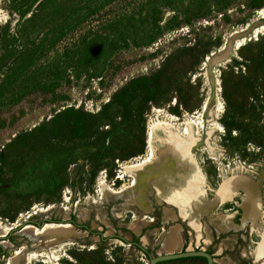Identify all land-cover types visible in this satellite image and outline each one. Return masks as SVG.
Returning <instances> with one entry per match:
<instances>
[{"label": "rangeland", "instance_id": "rangeland-1", "mask_svg": "<svg viewBox=\"0 0 264 264\" xmlns=\"http://www.w3.org/2000/svg\"><path fill=\"white\" fill-rule=\"evenodd\" d=\"M177 225L264 264V0H0V264H149Z\"/></svg>", "mask_w": 264, "mask_h": 264}, {"label": "crops", "instance_id": "crops-1", "mask_svg": "<svg viewBox=\"0 0 264 264\" xmlns=\"http://www.w3.org/2000/svg\"><path fill=\"white\" fill-rule=\"evenodd\" d=\"M180 187L176 186L175 183L173 182H164L160 184V195L161 198L167 199L168 197L173 199V203L177 205L179 208H182L184 206H187L186 204L191 202L193 199L191 197L186 196V191H185V182H179ZM185 191V192H184ZM198 202H206V200H202V198L195 199ZM183 205V206H182ZM201 206V205H200ZM214 204H208L204 209H209L213 208ZM201 210V208H199ZM148 210V208L146 209ZM165 215L168 214H174L173 211L170 209H164ZM198 214H201V211L197 212ZM196 214V213H195ZM136 227H138V231L141 233L143 230V226H140L136 224ZM183 228L179 225L173 227L170 231L165 233V237L162 240L163 246L166 247V249L163 251V254H171L175 252H179L184 245V240H183ZM143 241L146 242L147 238L146 235L143 237ZM208 241H210V238L208 237ZM263 247V246H262ZM162 254V255H163ZM224 264H228L225 261H223Z\"/></svg>", "mask_w": 264, "mask_h": 264}, {"label": "water", "instance_id": "water-1", "mask_svg": "<svg viewBox=\"0 0 264 264\" xmlns=\"http://www.w3.org/2000/svg\"><path fill=\"white\" fill-rule=\"evenodd\" d=\"M192 257H202L206 259L207 264H213V258L211 257L210 254H208L205 251H194V250H185L171 254L156 255L155 257H151L149 259V264H158L161 262L174 261V260L186 259Z\"/></svg>", "mask_w": 264, "mask_h": 264}, {"label": "trees", "instance_id": "trees-1", "mask_svg": "<svg viewBox=\"0 0 264 264\" xmlns=\"http://www.w3.org/2000/svg\"><path fill=\"white\" fill-rule=\"evenodd\" d=\"M192 258H197V259H202V260H205L204 258H202V257H192ZM161 263H163V262H161ZM161 263H158V264H161Z\"/></svg>", "mask_w": 264, "mask_h": 264}, {"label": "bare ground", "instance_id": "bare-ground-1", "mask_svg": "<svg viewBox=\"0 0 264 264\" xmlns=\"http://www.w3.org/2000/svg\"><path fill=\"white\" fill-rule=\"evenodd\" d=\"M149 136V135H148ZM31 230V229H30ZM35 230V229H34ZM74 232V231H73ZM0 236H1V231H0Z\"/></svg>", "mask_w": 264, "mask_h": 264}, {"label": "flooded vegetation", "instance_id": "flooded-vegetation-1", "mask_svg": "<svg viewBox=\"0 0 264 264\" xmlns=\"http://www.w3.org/2000/svg\"><path fill=\"white\" fill-rule=\"evenodd\" d=\"M205 259V258H204ZM205 264H207V261H206V259H205Z\"/></svg>", "mask_w": 264, "mask_h": 264}, {"label": "built area", "instance_id": "built-area-1", "mask_svg": "<svg viewBox=\"0 0 264 264\" xmlns=\"http://www.w3.org/2000/svg\"><path fill=\"white\" fill-rule=\"evenodd\" d=\"M241 164V163H240ZM243 166V165H242Z\"/></svg>", "mask_w": 264, "mask_h": 264}]
</instances>
